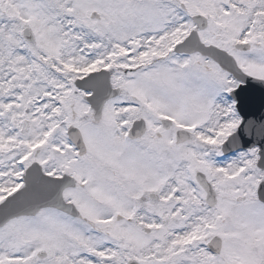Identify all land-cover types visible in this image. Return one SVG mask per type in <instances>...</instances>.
I'll use <instances>...</instances> for the list:
<instances>
[{"label": "snow or ice", "instance_id": "6c2138e0", "mask_svg": "<svg viewBox=\"0 0 264 264\" xmlns=\"http://www.w3.org/2000/svg\"><path fill=\"white\" fill-rule=\"evenodd\" d=\"M0 264H264V0H0Z\"/></svg>", "mask_w": 264, "mask_h": 264}]
</instances>
